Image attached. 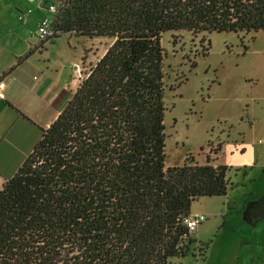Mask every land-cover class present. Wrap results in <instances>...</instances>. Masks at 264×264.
<instances>
[{"label":"trees","instance_id":"1","mask_svg":"<svg viewBox=\"0 0 264 264\" xmlns=\"http://www.w3.org/2000/svg\"><path fill=\"white\" fill-rule=\"evenodd\" d=\"M54 25L49 41L69 34L111 44L0 191V264L187 257L195 241L184 219L194 201L227 195L229 168L210 157L166 167L162 39L264 33V0H63Z\"/></svg>","mask_w":264,"mask_h":264},{"label":"rangeland","instance_id":"2","mask_svg":"<svg viewBox=\"0 0 264 264\" xmlns=\"http://www.w3.org/2000/svg\"><path fill=\"white\" fill-rule=\"evenodd\" d=\"M43 3L0 0V48L6 56L19 51L23 41L40 42L38 25L47 17L40 7ZM110 44L106 38L61 34L45 43L49 50L44 57L56 64H75L87 50L85 75ZM162 46L166 53V166L203 161L202 149H209L212 155L210 150L219 141L244 144L250 149L246 160L253 164L228 172L231 186L226 196L203 197L192 203L191 215L203 214L207 219L192 234L195 243L188 256L172 259L170 264H264V233L261 226L254 228L264 213V209L260 211L262 197L249 198L248 203L243 198L253 193L249 177L253 180L264 173V33H167ZM75 70L73 78L78 79L77 67ZM66 72L72 79L73 66L67 65ZM252 201L254 207L244 211ZM246 219L250 224L243 222Z\"/></svg>","mask_w":264,"mask_h":264},{"label":"crops","instance_id":"3","mask_svg":"<svg viewBox=\"0 0 264 264\" xmlns=\"http://www.w3.org/2000/svg\"><path fill=\"white\" fill-rule=\"evenodd\" d=\"M9 19L11 20V17ZM46 42L48 41L34 45L29 41H23L19 51L7 56V53L0 48L2 50L0 52V82L5 84L3 92L5 97L0 99V180L4 182L17 174L41 140L42 131L49 129L58 118L85 77L83 75L78 79L73 78L76 75V67H81L82 70L85 68L87 50L80 53L81 59L75 64H56L57 61L52 62L51 59L44 57V53L49 50L48 46H45ZM108 47L97 62L104 56ZM37 51L40 52L39 56L43 62L36 54ZM29 53L31 56L16 66L18 59ZM44 61L48 64H44ZM67 65H72L74 68L72 79L66 72ZM89 65L92 66V64ZM14 66H16L14 70L10 71ZM217 145H220L218 154L213 153L211 155L209 149H202L203 161L195 162L199 165H205L210 157L211 165L214 167L226 166L229 171L234 167L240 171L243 165H253L246 160V155L250 149L245 148L244 144L240 146L238 144L224 145L219 141ZM166 167L168 168V166ZM249 182L254 188L253 193L248 195L244 193L243 198L248 203L250 202L249 198L252 200L261 194V211L264 209V173L260 177L254 176L253 180L249 177ZM254 203L252 201V203L246 204L249 206L244 211H250L254 207ZM259 218L260 224L255 225L254 228L259 230L261 226V233H264V213ZM243 222L250 224L247 219Z\"/></svg>","mask_w":264,"mask_h":264},{"label":"built area","instance_id":"4","mask_svg":"<svg viewBox=\"0 0 264 264\" xmlns=\"http://www.w3.org/2000/svg\"><path fill=\"white\" fill-rule=\"evenodd\" d=\"M62 2L63 0H44V3L41 5V7L47 11V17L38 25L37 35L40 42L49 41L58 34L54 25V19L62 5ZM50 15H52V17H50ZM77 74L79 78L84 75V72L80 67H77ZM4 89L5 84L0 82V99H4L5 97L3 93ZM215 149L212 148L210 153L213 154ZM5 183L6 182L0 180V191L3 189ZM206 219V216L203 214L189 215L184 219V225L188 228L189 233L192 235L197 232L199 226L205 222Z\"/></svg>","mask_w":264,"mask_h":264}]
</instances>
